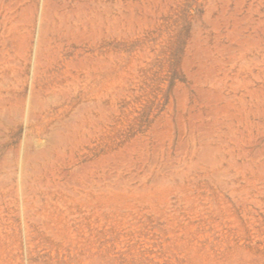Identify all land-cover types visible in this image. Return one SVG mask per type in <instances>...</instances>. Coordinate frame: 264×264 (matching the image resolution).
Wrapping results in <instances>:
<instances>
[{
    "label": "rangeland",
    "instance_id": "rangeland-1",
    "mask_svg": "<svg viewBox=\"0 0 264 264\" xmlns=\"http://www.w3.org/2000/svg\"><path fill=\"white\" fill-rule=\"evenodd\" d=\"M0 264H264V0H0Z\"/></svg>",
    "mask_w": 264,
    "mask_h": 264
},
{
    "label": "bare ground",
    "instance_id": "bare-ground-1",
    "mask_svg": "<svg viewBox=\"0 0 264 264\" xmlns=\"http://www.w3.org/2000/svg\"><path fill=\"white\" fill-rule=\"evenodd\" d=\"M45 103V102H44ZM206 154V153H205Z\"/></svg>",
    "mask_w": 264,
    "mask_h": 264
}]
</instances>
